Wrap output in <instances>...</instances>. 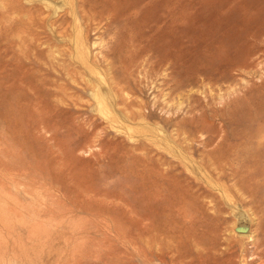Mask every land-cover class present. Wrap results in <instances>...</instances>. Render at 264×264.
Segmentation results:
<instances>
[{"label": "rangeland", "instance_id": "obj_1", "mask_svg": "<svg viewBox=\"0 0 264 264\" xmlns=\"http://www.w3.org/2000/svg\"><path fill=\"white\" fill-rule=\"evenodd\" d=\"M249 5L0 0V264H264Z\"/></svg>", "mask_w": 264, "mask_h": 264}, {"label": "bare ground", "instance_id": "obj_2", "mask_svg": "<svg viewBox=\"0 0 264 264\" xmlns=\"http://www.w3.org/2000/svg\"><path fill=\"white\" fill-rule=\"evenodd\" d=\"M247 2L250 4L248 7H250V8H253V9H255V12H256V14H257V16L256 17H260L261 16V14H262V12L264 11L263 10V8H258V7H254L255 5H256V0H247ZM255 3V4H254ZM247 5V4H246ZM244 10V9H243ZM245 11V10H244ZM247 12V11H246ZM263 18V17H262ZM249 20V19H248ZM254 20V19H253ZM263 20V19H262ZM262 22H264V21H262ZM246 23V22H245ZM248 23H250V22H248ZM247 23V24H248ZM264 24V23H263ZM262 25V24H261ZM260 25V26H261ZM202 27V26H201ZM204 27V26H203ZM207 27H211V28H213V27H215V26H207ZM228 27H230V26H228ZM245 27H248V28H250L249 26H245ZM210 28V29H211ZM219 28H220V26H219ZM247 28V30H249ZM262 28V27H261ZM257 29V30H255V31H252V32H250V31H246L245 33H243L244 35L243 36H241L240 34H239V36L237 37V33L238 32H236L235 31V27H232L230 30H228V29H226V31H227V33H225L226 34V40L227 41H233L234 42V40L235 39H237L235 42H237V43H235V46H234V48H235V52H234V55L233 56H231V57H233V58H228L227 56V59H230L229 60V66H231V70L234 72V71H236L237 73L238 72H241L242 70H247L249 67H251V66H253V63H254V60H255V58H257L258 56H259V54H261L262 52H263V49H262V47L260 46V44L258 43V41H259V39L264 35V30L263 29ZM203 29V28H202ZM225 29V28H224ZM214 30V29H213ZM202 32H204L203 30H201ZM222 31V30H221ZM239 31V30H238ZM212 32V31H211ZM213 32H215V31H213ZM242 32H243V30H242ZM210 33V32H209ZM216 34H217V30H216V32H215ZM201 34V33H200ZM214 34V33H213ZM242 34V33H241ZM211 35V34H210ZM201 36V35H200ZM199 36V37H200ZM206 36V35H205ZM204 36V37H205ZM224 36V35H223ZM198 37V36H197ZM212 37V36H211ZM201 38V37H200ZM200 38L199 39H197V40H200ZM216 38V37H215ZM214 38V39H215ZM217 38H218V36H217ZM222 38V37H221ZM223 40V39H222ZM201 41V40H200ZM203 41V40H202ZM215 41V40H214ZM213 41V42H214ZM218 41H219V39H218ZM225 41V40H224ZM199 42V41H198ZM204 42H205V40H204ZM208 42V41H207ZM211 42V41H210ZM216 42V41H215ZM223 42V41H222ZM209 43V42H208ZM220 43V42H219ZM193 44H195V42L193 43ZM215 44H217V43H215ZM196 45V44H195ZM200 45H201V42H200ZM234 45V44H233ZM197 46V45H196ZM222 48V47H221ZM209 49H211V48H209ZM209 49H205L204 51L205 52H207V51H210ZM225 49V48H224ZM223 49V50H224ZM194 50V49H193ZM203 50V49H202ZM222 50V51H223ZM226 50V49H225ZM224 50V53H226V51ZM214 52H215V50H213ZM218 51V50H217ZM221 51V50H220ZM219 51V52H220ZM211 52V51H210ZM209 52V53H210ZM218 52V53H219ZM202 53V52H201ZM208 53V52H207ZM217 53V52H216ZM216 53H215V55H216ZM218 53H217V55H218ZM198 54V53H197ZM211 54V53H210ZM203 55V54H202ZM204 55L205 56H207V54H205L204 53ZM212 55H214V54H212ZM194 56V55H193ZM221 56V55H220ZM223 56H225V55H223ZM199 56H197V58H198ZM212 58V56H210L209 54H208V59H210V58ZM215 57V56H214ZM222 57V56H221ZM226 57L224 58V59H226ZM228 61V60H227ZM223 63V62H222ZM203 66V65H202ZM205 67V66H204ZM220 67V66H219ZM218 67V68H219ZM196 68V67H195ZM202 68V67H201ZM207 68V67H206ZM222 68V67H221ZM196 70H197V68H196ZM224 70V69H223ZM198 71V70H197ZM205 71V70H204ZM208 71V70H207ZM221 71V70H220ZM204 73V72H203ZM224 73H226V71L224 72ZM223 73V74H224ZM202 74V73H201ZM209 77H210V74L208 75ZM219 76H221V75H219ZM206 77V76H205ZM208 79V78H207Z\"/></svg>", "mask_w": 264, "mask_h": 264}, {"label": "water", "instance_id": "obj_3", "mask_svg": "<svg viewBox=\"0 0 264 264\" xmlns=\"http://www.w3.org/2000/svg\"><path fill=\"white\" fill-rule=\"evenodd\" d=\"M237 232H239V233H244V232H246L247 230L245 229V228H237V230H236Z\"/></svg>", "mask_w": 264, "mask_h": 264}]
</instances>
